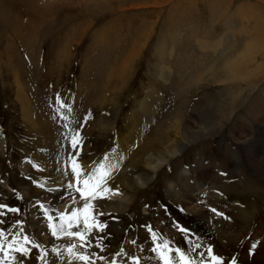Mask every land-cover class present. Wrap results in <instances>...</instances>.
<instances>
[{
  "label": "rangeland",
  "instance_id": "374dc122",
  "mask_svg": "<svg viewBox=\"0 0 264 264\" xmlns=\"http://www.w3.org/2000/svg\"><path fill=\"white\" fill-rule=\"evenodd\" d=\"M111 1L0 0V52L11 47L14 55L11 61L4 53L0 58V264H44L58 240L52 233L55 214L63 213L61 206L73 209L70 202L80 195L77 186L53 193L45 184L59 175L67 182L74 163L81 177L105 165L104 158L116 142L121 146L122 168L105 180L111 192L129 195L128 206L116 211L111 206L116 201L102 198L87 221L98 227L87 226L88 233L80 226L71 229L83 234L84 248L77 238L79 248L73 239L67 240L64 257L69 249L88 256L96 253L97 247H88L97 237L96 243L112 264L122 247L131 249L135 238L144 236L147 243L137 251L139 259L154 253L161 258L166 254L164 247L156 244L148 230L157 224V233L179 242L181 250L194 256L199 252L195 264H209L203 253L212 264H244L247 256L238 257L245 254L244 241L254 236L247 249L264 247V228L248 224L264 220V6L257 0H224L221 5L177 0L170 9L171 4L160 0L163 5L122 11L117 0ZM245 3L251 7L242 16L243 10L237 8L244 9ZM182 11L187 12L188 22L177 18ZM191 20L202 23L192 34ZM108 23L118 30L110 25L107 44L101 47L96 35ZM256 23L260 31L254 38L253 55L241 64L243 77L224 80L216 71L244 43L253 41L245 34ZM203 25L209 27L207 32ZM65 26L77 32L61 58L54 54L62 47L60 38L68 35ZM205 33L210 38L219 35L222 47L204 51L198 43ZM95 43L100 49L94 53ZM246 69L253 70V77H245ZM17 77L23 82L36 125L22 117ZM253 79L255 85H249ZM80 93L84 98L77 103L84 108L77 110L72 108L73 101ZM251 100L260 103L255 116L248 111ZM175 148L178 151L171 155ZM158 162L162 165L156 166ZM230 172L232 179L217 183ZM205 177L215 182L208 186V195L195 191L189 200L180 191L172 196L175 183L192 188ZM206 211H210L207 217L202 213ZM116 219L122 224L115 226ZM76 223L68 220L66 227ZM65 232L62 228L58 234ZM43 234L45 242L39 237ZM240 234L244 240L238 238ZM154 261L170 264L167 259Z\"/></svg>",
  "mask_w": 264,
  "mask_h": 264
},
{
  "label": "bare ground",
  "instance_id": "6f19581e",
  "mask_svg": "<svg viewBox=\"0 0 264 264\" xmlns=\"http://www.w3.org/2000/svg\"><path fill=\"white\" fill-rule=\"evenodd\" d=\"M118 1V0H117ZM124 1V0H123ZM149 1H151V0H145V3H148ZM154 1V0H153ZM238 1V0H237ZM112 2V1H111ZM111 2H109V3H111ZM121 2V1H120ZM208 2L209 3H211L212 5L214 4V5H221V4H223L224 3V0H208ZM217 2V3H216ZM240 2V1H239ZM105 3H107V0H106V2ZM250 5L249 4H247V5H245L243 8L245 9H242V8H240V7H238L237 9H239V10H243V12H239V14L240 15H243V16H245L244 15V12H246V15H247V13H248V11H247V9H250ZM211 10H213V9H211ZM232 10V9H231ZM217 11V9H214L213 10V12L215 13ZM187 13H183L182 14V20H187V22L189 21V18L188 17H184V15H186ZM238 14V15H239ZM250 14V13H249ZM212 15V14H211ZM251 15V14H250ZM222 17V16H221ZM184 18H186V19H184ZM220 18V17H219ZM202 19V18H201ZM262 21V20H261ZM117 23V22H116ZM118 23H119V21H118ZM171 23V22H170ZM174 23V22H173ZM197 23H198V25L197 24H193V22L191 21V23L189 24L190 26H191V28H197L199 25H202V23L201 22H199V21H197ZM206 23V22H205ZM207 24V23H206ZM225 24H227V25H229V22H228V19L226 20V22H225ZM208 25V24H207ZM207 25H203V30H204V32H207V30H208V28L209 27H207ZM235 26V25H234ZM169 27V26H168ZM228 27V26H227ZM246 27V26H245ZM104 28V27H103ZM106 28V27H105ZM113 28V27H112ZM109 29V28H108ZM114 29V28H113ZM253 30H248V31H250V33H247V34H245V35H247L246 37H251V40H253L252 42H246V43H244L243 44V46H242V48L240 49V50H238L235 54H233L232 56H231V54H230V56L231 57H229L228 59H226V61H225V63L223 62V65H221V69H219V70H217L216 71V74L219 76H222L223 77V79L225 80V79H241L242 77H243V74H242V70H240V68H241V64H242V62H243V59H245V58H249L250 59V57L253 55V53H254V38H256L257 37V34H258V31H260L259 30V24H257L256 23V25H255V27L254 28H252ZM244 30H246V29H244ZM109 31V30H108ZM66 32V31H65ZM169 34V33H168ZM214 34V33H213ZM261 34V33H260ZM172 35V34H171ZM264 35V34H263ZM262 35V36H263ZM102 36H103V31L100 33V35H96V39L97 40H100L101 38H102ZM211 36H213V35H211ZM226 36V35H225ZM244 36V35H243ZM223 37V36H222ZM260 37V36H259ZM212 38V39H211ZM210 38V35H209V33H205L202 37H201V41H200V43H199V45H200V47L202 48V49H204V51L205 50H215V49H217V48H220V46H221V41L223 42V40H222V38L221 37H219V35L218 36H216V38H213V37H211ZM264 38V37H263ZM263 38H262V40H263ZM67 39H69V38H67ZM196 39H198V38H196ZM226 41V40H225ZM226 45V44H225ZM222 47V46H221ZM99 48H100V46L98 45V44H94V49L92 48V46H91V50L95 53V52H97L98 50H99ZM235 48V47H234ZM65 51H66V49H65ZM223 52V51H222ZM256 52V51H255ZM215 53V52H214ZM224 53V52H223ZM160 54V53H159ZM229 54V53H228ZM259 54V53H258ZM160 55H162V54H160ZM3 56V55H2ZM222 56V55H221ZM254 57V56H253ZM252 57V58H253ZM12 58V57H11ZM11 58H9L10 59V61H11ZM256 61H257V58H256ZM260 63V62H259ZM164 65L165 64H161L160 65V69H162L163 70V68H164ZM253 65H255V63H252L251 64V66H253ZM258 65V64H257ZM125 66V65H124ZM214 67H215V65H213ZM263 66V65H262ZM213 67V68H214ZM218 67V66H217ZM247 68V67H246ZM250 68V67H249ZM248 68V69H249ZM15 69V68H14ZM248 69H246V72H245V77L247 78L248 76L249 77H253L252 75H253V70H250V72H248L249 70ZM251 69H252V67H251ZM164 71V70H163ZM213 71V70H212ZM252 71V72H251ZM258 73H260V72H258ZM206 74V73H205ZM204 75V74H203ZM239 75H241V77L240 78H237ZM210 76V75H209ZM217 76V77H218ZM199 77V76H198ZM255 77V76H254ZM258 77V76H257ZM261 77H263V76H261ZM200 78V77H199ZM263 79V78H262ZM261 80V79H260ZM198 81V80H197ZM218 81V80H217ZM256 79H253V80H250L249 81V85L251 84L252 86H253V84L255 85V83H256ZM15 85H16V90L18 89V92H17V94H16V99H17V101H19L20 102V106H21V113H22V117L24 118V120L27 122V123H32V125H36V120L35 119H33V115H32V112H31V110L29 109V105H28V103H29V100H28V97L26 96V91H25V88H24V86H23V82H22V80L19 78V77H17L16 78V80H15ZM228 83V82H227ZM231 83V82H230ZM229 84V83H228ZM259 84V83H258ZM233 85V84H232ZM262 87V86H261ZM250 88H251V86H250ZM253 88V87H252ZM251 88V89H252ZM79 90H81V88H79ZM250 90V89H249ZM263 91V90H262ZM262 91H260V93L262 92ZM81 98V99H80ZM84 98V93H80V94H77V99L76 100H74L73 101V107L72 108H74V109H77V110H81V109H83L84 108V106H82V102H81V104H78L77 102H78V100H82ZM77 103V104H76ZM233 104H236V103H233ZM259 101L258 100H251V102L249 103V109H248V111L250 112V113H252V115L253 116H255V114H257V112L255 113V110H257V108H260L259 107ZM145 104H142V106H144ZM260 106H262V105H260ZM145 108V107H144ZM143 112V111H142ZM264 118V117H263ZM250 120V119H249ZM247 121V120H246ZM253 121V120H252ZM244 122V121H243ZM258 122H260V121H258ZM258 122L257 123H253L254 124V126H257V124H258ZM178 123V122H177ZM176 123V124H177ZM246 124V123H245ZM249 124V123H248ZM256 124V125H255ZM179 125V124H178ZM136 128H139V127H141V124L139 123V121H137V123H136ZM173 126V125H172ZM242 126V125H241ZM245 126V125H244ZM247 126V125H246ZM173 127H175V126H173ZM178 127V126H177ZM174 128L175 130H176V133H178V129L179 128ZM39 128V127H38ZM136 128H135V130H136ZM133 132V131H132ZM204 133V132H203ZM203 133H201V134H203ZM133 134H135V133H133ZM193 136L194 135H198V137H199V134H192ZM119 141V140H118ZM125 141V140H124ZM191 142V141H190ZM129 143V142H128ZM120 147L121 146H119V143H117L116 142V146H115V148L113 149V151L106 157L107 159H105L104 158V160H106V163H105V168H104V170H106V171H108L109 173H110V175H108L107 177H106V179H108V178H110L112 175H113V170H116V169H121L122 168V161H121V159L122 158H119V156H121V154H120ZM124 147H126V146H124ZM127 148V147H126ZM130 150V149H129ZM178 150H176V148L174 149V150H172V151H170V153H171V155L172 154H175L176 152H177ZM167 152V151H166ZM36 155V154H35ZM165 155V154H164ZM36 156H38V155H36ZM41 156V155H40ZM159 160L161 161V162H165V158L163 159V158H159ZM100 162V161H99ZM79 164H81L80 162H79ZM84 165V164H83ZM149 165H150V163H149ZM161 166L162 165V163H157L156 164V166ZM156 166H153L152 165V168H155ZM260 166V165H259ZM72 167H73V164H72ZM93 167V166H92ZM98 166H96V167H93L89 172H88V174H86L85 176H83V177H81L80 176V179H81V181H83L85 178H87L88 177V175L90 174V173H92L93 172V170L94 169H96ZM91 168V167H90ZM89 167H88V170L90 169ZM80 169H81V167H80ZM85 169V168H84ZM185 170V169H184ZM82 171V170H81ZM123 171H124V169H123ZM184 173H186V171H184ZM232 173V174H231ZM68 174V173H67ZM237 174V173H236ZM259 174L260 175H262L263 173L262 172H259ZM97 175H99V173H97ZM184 176H185V174H184ZM234 177V173L233 172H230V173H227V174H224V175H222L221 177H220V180H218L217 181V183L218 182H223V181H227V180H230V179H232ZM42 178V177H41ZM183 178V177H182ZM209 177H205L204 179L202 178L201 179V181H198V182H196V184L195 185H193V187L192 188H185L184 186H183V184H181V183H175L174 184V188L173 189H171V192H172V196L173 197H176V196H178V192H184V193H186V195L187 196H189V200H193V198L191 197V195H192V193H196L195 191H200L201 193H203V194H206V195H208L209 194V191H208V186H211V185H213L215 182H214V179L213 178H210V179H208ZM36 179V178H35ZM44 179V178H43ZM42 180V179H41ZM216 180V179H215ZM113 181V180H112ZM111 181V182H112ZM213 181V182H212ZM44 182V181H43ZM42 181H41V183H43ZM49 182V181H48ZM47 182V183H48ZM179 182H181V181H179ZM45 184V182H44V184L45 185H48V190L50 191V192H53V193H57V191L60 189V188H64V187H69V185H72V187H80V188H83L84 187V185L81 183V184H79V185H77V178H76V174L73 172V168H72V170H71V173H70V178H69V180L66 182L64 179H63V176L62 175H59V177L58 178H55V180L53 181V182H51V183H49V184ZM94 183H96V181L95 180H93V181H90V184H94ZM40 184V183H39ZM111 185V184H110ZM43 187H44V185H43ZM260 187H261V185H260ZM46 188V187H45ZM70 188V187H69ZM101 188H107V189H110L111 190V187L109 186V184L107 183V181L106 180H104V183L101 185ZM176 188H178V190L179 191H177L176 190ZM180 188H181V190H180ZM37 189V188H36ZM41 189V188H40ZM194 189H197V190H194ZM38 190H39V187H38ZM48 191V192H49ZM98 192L100 191L99 189L97 190ZM39 192V191H38ZM44 193V192H43ZM222 195V194H221ZM110 197V200H114V201H116L115 202V204H113V205H111L114 209H116V211H123L124 209H123V207H124V205L125 206H128L127 204H128V199H129V195H127L126 193L124 194V193H122V192H106V193H103V192H101V194L100 195H98L95 199H92L91 197H89V199L86 201L85 199H82L81 198V195H79V197H77V198H75V199H73L72 200V202H70V204L71 205H73V209H68L67 207H65V206H61L62 207V210H63V213L61 212V213H58V214H55L56 216L53 218V224H54V226L52 227V230H54L55 229V231H56V235H55V237H58V240H56L55 241V244H54V247L52 248L51 247V249H50V251L48 252V254H47V260L46 261H44V264H92V263H103V264H111V262H110V258L107 256V254L106 253H104L103 252V250L102 249H100V247H99V244L98 243H96V240H97V237H93L92 238V242H91V245L88 247L89 249H93L94 247H97L98 249H97V252L96 253H91V255L90 256H88V255H83V253H82V250H75V249H73V250H71V251H68L67 252V254H66V252H65V257L63 256V253H62V250H63V247L65 246V244H67V240H72V241H74V244H75V246L76 247H78L79 248V246H80V248L82 249V248H84V243H85V240H81V238H80V236H78V235H68V234H66V233H72L71 232V229H74V228H76V226L77 227H81L82 229H83V231H87V233H88V231H89V229H88V227L87 226H89V225H92L95 229H96V227H98V224H94V223H87V224H85V220H87V221H90V219L91 218H89L88 216L90 215V212L91 211H93V209L92 208H94L97 204H98V202L102 199V198H107V197ZM123 199V202L122 201H119V199ZM89 203L90 204V207L87 209V210H85L84 209V205H85V203ZM110 202H112V201H110ZM64 203V202H63ZM67 204V203H66ZM236 206H239V207H242V208H244V206H240L239 204H236ZM60 207V206H59ZM261 207V206H260ZM245 209V208H244ZM77 212V215H76V217H73L72 216V213L73 212ZM203 213V215L205 216V217H207V215H209V213H210V211H206V212H202ZM246 213H248V212H246ZM250 213H248L247 215H249ZM251 215V214H250ZM252 216V215H251ZM53 217V216H52ZM92 217V216H91ZM68 220H74V221H76L77 223H76V225L75 226H71V227H66V223H67V221ZM212 220V223L213 224H215V219H211ZM52 221V220H51ZM94 221V220H93ZM119 220L118 219H116V220H113V222H114V224H115V226H118V225H121L122 224V222H121V220L118 222ZM262 221V222H261ZM261 221H257V222H251V220H249L248 221V224L249 225H254V226H256L259 230H261L262 228H264V220L263 219H261ZM117 222V223H116ZM33 224V223H32ZM36 224V223H35ZM31 226V225H30ZM39 226V225H38ZM86 226V227H85ZM156 226H157V224H156ZM156 226L155 225H153V226H151V227H148V230H150V232H151V235H152V237L155 239V241H156V244H158V243H162V246L164 247V250H165V255L163 256V255H161V258L158 256V253H154V257H153V255L152 256H148V259H146V258H144L143 260H140L139 258H140V256L137 254V251L139 252V250H143L144 249V244L145 243H147V239L144 237V236H137L135 239H136V246L135 245H133V246H131V249H130V246H128V247H122L120 250H119V252L115 255V257L114 258H112V264H145L144 263V261L146 262V260H149V263L148 264H153L155 261V259H160V260H164V259H167L169 262H170V264H185V259H182L181 258V256H180V253L182 252L183 254H184V257L186 258V260H190L191 261V264H195L196 263V261H195V259L197 258V255L199 254V252L198 253H196L195 252V256H194V254H191L190 252H188V251H186V250H181L180 248H179V242H177V241H175V240H169V239H167L165 236H162V234H160V233H157V231H156ZM261 226H263V227H261ZM40 227V226H39ZM158 227H159V225H158ZM33 228H34V225H33ZM62 228H64V229H66V231L67 232H65L64 234H58L59 233V231L62 229ZM37 229V228H36ZM29 230V229H28ZM31 230V229H30ZM34 231V230H33ZM46 231V230H45ZM96 231V230H95ZM99 231V229H97V232ZM53 233V232H52ZM38 236V235H37ZM29 237H30V235H29ZM39 237H42V240H43V242H45V241H47V237L46 236H44V234L43 235H39ZM201 237V236H200ZM255 237H259V234H256L255 235ZM79 239V240H81V241H83V243H80L79 244V246H78V244H77V240H75V239ZM182 238V237H181ZM238 238L239 239H241V238H243V240L245 239L244 237H241V234L240 235H238ZM31 239V238H30ZM56 239V238H55ZM201 239V238H200ZM203 239V238H202ZM263 239H264V237H263ZM16 240V239H15ZM37 240H39V239H37ZM162 240H165V241H163L162 242ZM182 240V239H181ZM253 240H255V238H254V236L252 237V241H248L247 243H246V241H244L243 243H244V251H245V254H242V255H238V257L240 258V259H243L244 258V256H247V260L244 262V264H248V262L249 261H252L253 262V264H264V250H263V252H262V254H261V250L262 249H264V247H255V249H254V251H251V250H249V249H247V244L249 243V244H253ZM49 241V240H48ZM196 241V240H195ZM80 242V241H79ZM184 242V241H183ZM197 242V241H196ZM27 245H28V242H27ZM26 245V246H27ZM35 245V244H34ZM254 246V245H253ZM252 246V247H253ZM257 246V245H256ZM166 248H168V250L166 249ZM211 249V248H210ZM100 250H102V251H100ZM177 250H179L178 252H176ZM29 251H30V249H29ZM29 251H25V253H28ZM190 251V250H189ZM75 253V255H73L72 253ZM210 252V251H209ZM211 253V252H210ZM242 253V252H241ZM251 253H256L257 254V256H259L260 254H261V256L260 257H255V256H253V257H251L250 256V254ZM236 254V253H235ZM24 255V254H23ZM203 255V258L209 263V264H212V262H210V259L208 258V256L207 255H204V253L202 254ZM31 256V257H30ZM81 256H85V257H87L88 259L87 260H83V261H85V262H77V261H81L82 259H80V257ZM250 256V257H249ZM29 257L30 258H34L35 257V255H33V254H30L29 255ZM91 257H93V259L91 258ZM77 260V261H76ZM256 260V261H255ZM87 262H89V263H87Z\"/></svg>",
  "mask_w": 264,
  "mask_h": 264
},
{
  "label": "crops",
  "instance_id": "0c3cea01",
  "mask_svg": "<svg viewBox=\"0 0 264 264\" xmlns=\"http://www.w3.org/2000/svg\"><path fill=\"white\" fill-rule=\"evenodd\" d=\"M113 1H115V0H113ZM112 1V2H113ZM121 1V2H120ZM187 1V0H186ZM215 1V0H214ZM105 2H106V0H105ZM119 4H120V8H118L119 10H122V11H126V10H128V9H131V8H137V7H155V6H159V5H163V4H160L159 2H160V0H151V1H149L148 3H145V0H139L138 2H136V3H132V2H129V0H118L117 1ZM166 2H168V5H170L171 4V6H170V9H172V8H175V5H176V2H177V0H166ZM188 2H190V5L192 4V3H194V0H189ZM188 2H186V3H188ZM217 3V2H216ZM256 3H258V4H260V5H263L264 6V2L262 3V0H257L256 1ZM245 4H249L250 6H251V4L250 3H245ZM218 9V8H217ZM174 10V9H173ZM211 10V9H210ZM214 10V9H213ZM213 10H211V12L212 13H214L213 12ZM183 12L184 11H182L181 13H179L178 15V17L177 18H183L182 17V14H183ZM173 12H171L170 13V15L172 14ZM185 13H187L186 11H185ZM6 14H7V12H6ZM169 15V16H170ZM243 16V15H242ZM184 17H186V15H184ZM175 19L176 21H179L178 19ZM38 19V18H37ZM184 19H186V18H184ZM192 22H194L193 20H191ZM128 23H130V22H128ZM119 24V23H118ZM112 26L113 28H114V30L117 32V30H118V28L116 27V26H114L112 23H108V24H105L101 29L104 31L103 32V36H102V38L99 40L100 42H102L101 43V47H103V46H105L106 44H107V42H106V37H107V35H106V33L108 32V28H109V26ZM245 26H247V25H243V29H245L244 27ZM106 27V28H105ZM18 31H19V28H16ZM68 28L65 26V30H64V33H67L68 35H63V37L62 38H60V40H61V44H62V47H58V52H55V54L54 55H56V54H59V56L58 57H61L62 58V56H64L65 54H67V51H68V44H69V42H71V40L72 39H74V36H72V35H74L76 32H77V30H74L72 27H71V31H69V30H67ZM190 29H191V34L193 33V31H194V29L193 28H191V26H190ZM66 31V32H65ZM20 32V31H19ZM102 31H100L99 33L97 32V35H100V33H101ZM65 36V37H64ZM72 36V37H71ZM71 37V38H70ZM67 38H69V39H67ZM247 41V40H246ZM6 45H9V44H7L6 43ZM198 45H199V43H198ZM200 46V45H199ZM243 46V45H242ZM10 48L11 47H9V48H7L4 52H3V50H2V52H0V58H2L3 56V53L4 54H6L7 55V58H13V56L14 55H11L12 54V52H13V50L11 49L10 50ZM242 48V47H241ZM240 48V49H241ZM65 49H66V51H65ZM100 49V48H99ZM239 49V50H240ZM212 52V51H211ZM132 53H133V50H132ZM213 53V52H212ZM129 55H131V54H129Z\"/></svg>",
  "mask_w": 264,
  "mask_h": 264
},
{
  "label": "snow or ice",
  "instance_id": "6c2138e0",
  "mask_svg": "<svg viewBox=\"0 0 264 264\" xmlns=\"http://www.w3.org/2000/svg\"><path fill=\"white\" fill-rule=\"evenodd\" d=\"M73 147L76 146L77 144V140L75 137H73ZM107 159V158H105ZM105 166L104 164H100L96 169L93 170L92 173H90L88 175L87 178H85L83 181H81L80 179V171L78 170V165H76L75 163L73 164V172L76 174V178H77V185L79 184H83L84 187L83 188H80V187H77V191L80 193L81 195V198L82 199H85L86 201L89 199V197H91L92 199H95L98 195L101 194V192L103 193H106V192H110L111 190L110 189H107V188H101V185L104 183V180L105 178L110 175V173L106 170H104ZM97 173H99V175H97ZM95 180L96 183L94 184H90V181H93ZM69 187H72V185H69ZM100 190L99 192L97 190ZM90 207V204L89 203H85L84 205V209L87 210L88 208ZM213 211H215V209H213ZM77 215V212H73L72 213V216L73 217H76ZM85 224H87V220H85ZM69 227H71V224H69ZM68 235H78L80 236L81 240L84 239V236L82 233H66ZM53 235H56V231L55 229L53 230ZM75 247V246H73ZM69 251H71V249H69ZM179 251V250H177ZM211 251V250H209ZM180 256L182 259H185V264H191V261L190 260H186V258L184 257V254L181 252L180 253ZM80 259L82 260H87L88 258L85 257V256H81ZM220 258L219 257H213V260H216L218 261ZM166 264H167V261H166ZM233 264H235V261H233Z\"/></svg>",
  "mask_w": 264,
  "mask_h": 264
}]
</instances>
